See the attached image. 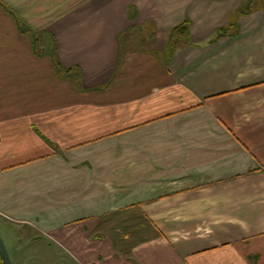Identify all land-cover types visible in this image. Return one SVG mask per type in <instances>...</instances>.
Returning a JSON list of instances; mask_svg holds the SVG:
<instances>
[{
  "label": "crops",
  "instance_id": "1",
  "mask_svg": "<svg viewBox=\"0 0 264 264\" xmlns=\"http://www.w3.org/2000/svg\"><path fill=\"white\" fill-rule=\"evenodd\" d=\"M0 2L42 34L0 5L1 224L46 264H264V0Z\"/></svg>",
  "mask_w": 264,
  "mask_h": 264
},
{
  "label": "rangeland",
  "instance_id": "2",
  "mask_svg": "<svg viewBox=\"0 0 264 264\" xmlns=\"http://www.w3.org/2000/svg\"><path fill=\"white\" fill-rule=\"evenodd\" d=\"M0 238L11 264H46L43 256L47 251V246L38 239L34 240V233L31 230H15L13 227L0 223ZM0 264H2L1 261Z\"/></svg>",
  "mask_w": 264,
  "mask_h": 264
},
{
  "label": "trees",
  "instance_id": "3",
  "mask_svg": "<svg viewBox=\"0 0 264 264\" xmlns=\"http://www.w3.org/2000/svg\"><path fill=\"white\" fill-rule=\"evenodd\" d=\"M246 1H247V4L244 7H242L241 9H239L240 13H245L247 11L246 9H247V6H248L250 0H246ZM0 5L12 17V19H13V21L15 23V26L18 29V31L20 33H22V34H25V35L29 36V38L31 39V41L33 43V48L35 50V55L41 56V53L36 51V49H37V43L39 42L42 34L37 35L34 32H32L31 30H29L28 28H26L25 26H23L21 24L20 20L18 19V17L11 10H9L2 2H0ZM225 30L226 29H219V30H217V34L219 35V34L223 33ZM187 31H188V24H187V22H183L182 24L176 26L175 28H173L171 30L169 39L172 38V36H174V34H176V33H183L184 34V33H187ZM52 59H53V66L55 68V71L57 72V74L60 75L61 67H60L59 63L56 61V59H54L53 57H52ZM70 74H72V70H67L66 71V77L68 75H70ZM0 261L2 263L1 257H0Z\"/></svg>",
  "mask_w": 264,
  "mask_h": 264
},
{
  "label": "water",
  "instance_id": "4",
  "mask_svg": "<svg viewBox=\"0 0 264 264\" xmlns=\"http://www.w3.org/2000/svg\"><path fill=\"white\" fill-rule=\"evenodd\" d=\"M0 257H1V260H2V263L3 264H11V261H10V258H9V255L4 247V244L0 238Z\"/></svg>",
  "mask_w": 264,
  "mask_h": 264
}]
</instances>
